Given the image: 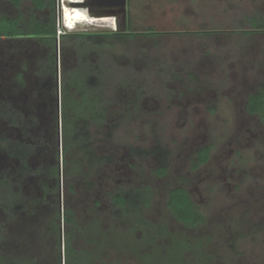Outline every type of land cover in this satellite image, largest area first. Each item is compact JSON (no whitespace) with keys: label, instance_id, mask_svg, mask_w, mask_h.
Listing matches in <instances>:
<instances>
[{"label":"rangeland","instance_id":"obj_1","mask_svg":"<svg viewBox=\"0 0 264 264\" xmlns=\"http://www.w3.org/2000/svg\"><path fill=\"white\" fill-rule=\"evenodd\" d=\"M61 7L55 0L57 23L68 33L158 32L117 40L103 51L107 66L117 61L115 74L124 81L127 108L113 138L99 144L120 160L106 166L90 192L83 184L74 195L78 216L97 218L92 199L98 197L99 211H106L109 225L122 233L127 264H140L145 253H167L172 237L191 246L184 251V264H264V128L247 108L248 95L264 83V0H127L115 15L79 26L65 25ZM21 9L40 13L30 1ZM17 10L0 0L1 13ZM41 54L36 43L0 40V101L26 110L31 103L34 110L43 104L47 115L33 73ZM59 56L57 51L58 70ZM21 61L30 68L19 83ZM0 132L15 135L5 121ZM203 145L210 146L209 159L198 164ZM157 146L166 154L163 176L157 173L158 158L148 153ZM4 169L14 167L0 152ZM116 175L130 193L145 182L151 185L149 204L140 203V212L121 221L112 217L107 195ZM175 186L187 189L202 215L193 229L166 205ZM22 188L26 195L36 194L37 186L29 181Z\"/></svg>","mask_w":264,"mask_h":264},{"label":"trees","instance_id":"obj_2","mask_svg":"<svg viewBox=\"0 0 264 264\" xmlns=\"http://www.w3.org/2000/svg\"><path fill=\"white\" fill-rule=\"evenodd\" d=\"M4 1L18 10L15 15L0 12V40L40 46L42 54L33 73L37 95L45 99L48 113L42 114L43 104L34 110L31 103L26 110L10 106L9 100L0 101V121L15 134L9 138L0 132V152L14 167L0 171V214H6L5 218L0 216V264H127L122 233L109 225L106 211H99L101 200L92 199L97 218L83 221L73 206V197L83 184L90 192L106 166L120 160L99 144L113 138L127 108L124 81L115 74L117 61L107 66L103 51L117 40L158 32L117 29L65 32L57 37L55 0ZM24 1H30L40 13L21 9ZM28 66L20 62L17 82H23ZM247 108L264 128V83L248 95ZM148 153L158 158V175H165V151L157 146ZM209 154V145L199 147L197 163H205ZM114 180L115 185L107 191L113 218L121 221L131 212H140V203L149 204L148 182L130 193L119 175ZM25 181L37 186L35 195L25 194ZM166 205L188 228L202 222V215L182 186L169 189ZM139 221L143 223L141 217ZM172 239L174 245L167 253H145L140 264H184V251L191 246Z\"/></svg>","mask_w":264,"mask_h":264},{"label":"bare ground","instance_id":"obj_3","mask_svg":"<svg viewBox=\"0 0 264 264\" xmlns=\"http://www.w3.org/2000/svg\"><path fill=\"white\" fill-rule=\"evenodd\" d=\"M85 1L86 0H63L61 19L65 25L72 26L74 24L91 23V21H94V18L98 16L103 18L105 17L104 14H112L107 12L92 13L88 10L90 8L83 4ZM66 2L71 5H67Z\"/></svg>","mask_w":264,"mask_h":264},{"label":"water","instance_id":"obj_4","mask_svg":"<svg viewBox=\"0 0 264 264\" xmlns=\"http://www.w3.org/2000/svg\"><path fill=\"white\" fill-rule=\"evenodd\" d=\"M83 4L101 12L116 14L126 7L127 0H86Z\"/></svg>","mask_w":264,"mask_h":264},{"label":"built area","instance_id":"obj_5","mask_svg":"<svg viewBox=\"0 0 264 264\" xmlns=\"http://www.w3.org/2000/svg\"><path fill=\"white\" fill-rule=\"evenodd\" d=\"M58 3H59V0H58ZM66 4L67 5H71V4H69L68 2H66ZM60 5L62 6L63 5V0H60ZM59 6V5H58ZM61 9V13H62V8H60ZM61 13H60V16H61ZM62 25V24H61ZM60 25V22L59 23H57L56 24V26H57V30H56V35H57V37H59V35H61V34H63V33H65V32H67V29L62 25L61 26ZM74 25H76V24H74Z\"/></svg>","mask_w":264,"mask_h":264},{"label":"crops","instance_id":"obj_6","mask_svg":"<svg viewBox=\"0 0 264 264\" xmlns=\"http://www.w3.org/2000/svg\"><path fill=\"white\" fill-rule=\"evenodd\" d=\"M101 11L100 10H96L95 13H100Z\"/></svg>","mask_w":264,"mask_h":264},{"label":"clouds","instance_id":"obj_7","mask_svg":"<svg viewBox=\"0 0 264 264\" xmlns=\"http://www.w3.org/2000/svg\"><path fill=\"white\" fill-rule=\"evenodd\" d=\"M78 24H76L75 26H77Z\"/></svg>","mask_w":264,"mask_h":264}]
</instances>
